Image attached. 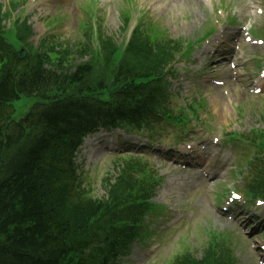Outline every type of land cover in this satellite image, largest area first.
I'll return each instance as SVG.
<instances>
[{
	"label": "trees",
	"instance_id": "obj_1",
	"mask_svg": "<svg viewBox=\"0 0 264 264\" xmlns=\"http://www.w3.org/2000/svg\"><path fill=\"white\" fill-rule=\"evenodd\" d=\"M47 50L26 60L0 61V264H108L124 240L117 222L131 219L133 211L75 199L69 170L73 130L67 128H76L71 120L82 119L89 107L75 103L66 88L80 95L100 79H115L127 97L147 100L154 95L150 86H137L134 79L152 71L151 58L136 52L132 63L113 68L109 54L104 67L80 64L57 75L53 69L62 67L68 52ZM45 63L53 69H44ZM55 88L63 98L58 105H35L14 118L19 96ZM122 196L119 202L130 200Z\"/></svg>",
	"mask_w": 264,
	"mask_h": 264
},
{
	"label": "rangeland",
	"instance_id": "obj_2",
	"mask_svg": "<svg viewBox=\"0 0 264 264\" xmlns=\"http://www.w3.org/2000/svg\"><path fill=\"white\" fill-rule=\"evenodd\" d=\"M10 2V0H1L2 2ZM134 2V10H133V22L136 19V17L142 15L143 7L144 5H140L139 3L141 0H132ZM24 2L30 3V5L24 10L22 15H29V23L34 28V31L36 32V36L34 37L33 41L37 42L38 38L40 37V34H42L44 31L48 33H52L51 35H54L55 38L59 39L60 41H66L69 40L70 42L81 40L80 37V30H81V23L84 22L85 18L91 17L92 19L97 18V13L102 17L103 21L102 24L105 27V30L108 34L117 37L118 33V26L120 25L121 18H120V8L122 6V2L125 3V0H70L68 4H65L61 7V0H24ZM220 0H214L212 4H207L205 6V9L209 11L208 13H211L212 17H215V14H213L214 9H221V6L219 5ZM186 2L184 0H178L176 1L173 6H170L167 11L169 12V15L171 17V20H173L177 25V30L179 31L181 28L177 24V22L180 19H185L187 17V14L184 15V6H187V13L190 14V9L188 8V4H185ZM126 5V4H125ZM246 6V5H245ZM251 4L247 3V6L244 8L240 6V8L237 11V14H241L242 17L249 16L256 17L255 14L252 12V8L250 7ZM41 8L42 10H39ZM197 8H194V11ZM264 11V7H262ZM18 12V11H17ZM16 12V13H17ZM15 13V14H16ZM208 13L205 11H201L199 13V17L201 19H207ZM21 14V12H20ZM145 16L151 17L153 19L157 18V15H154L153 13H147L144 14ZM264 18V17H262ZM256 18L257 22V32L258 36L263 37L264 34L261 33V27H264V19ZM164 27L169 30V27L167 25V21H162ZM192 28V26H190ZM42 31V32H41ZM123 38V34H121V37L118 38V41H121ZM264 47V45H262ZM186 95H189V92H186ZM247 99H243V102H246ZM208 102H210L209 99H207ZM256 108L258 107L255 103ZM258 114V113H257ZM244 122V120L239 121ZM254 121H250V125L253 124ZM232 121H226V124H223L225 127L232 126ZM247 124V123H246ZM243 124L239 125V128H242ZM111 158H102V164H101V173L100 176L97 174H91L89 176L90 182H92V186L94 188L93 193L96 196H102L104 194V190L102 189V185L99 184L100 180L107 175V173L111 170ZM100 158H97L93 160L92 162H89V165H86L84 162L85 167L86 166H93L96 162H98ZM209 198H212L211 195ZM193 200L191 203L193 204ZM197 202V201H196ZM205 212L201 209L197 212V217L192 219L190 222H184L186 224H194L195 222H204L208 217V210L204 209ZM214 225V223H212ZM182 225L178 226L177 228L181 227ZM215 228H217L215 223ZM195 229H191L189 233L184 229L181 233L184 239L189 237L188 234L193 235L195 233ZM178 241L176 243H173L174 249H178L180 247V243L182 242L181 238H177ZM171 241V240H170ZM195 239L192 238L191 242H188L187 245L190 243H194V245H197L195 243ZM178 243V244H177ZM176 244V245H175Z\"/></svg>",
	"mask_w": 264,
	"mask_h": 264
}]
</instances>
